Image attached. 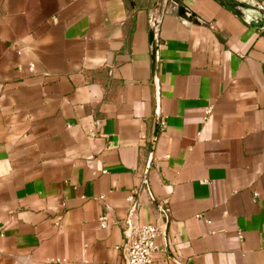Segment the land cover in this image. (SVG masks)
Segmentation results:
<instances>
[{"label": "crops", "instance_id": "obj_1", "mask_svg": "<svg viewBox=\"0 0 264 264\" xmlns=\"http://www.w3.org/2000/svg\"><path fill=\"white\" fill-rule=\"evenodd\" d=\"M156 8L0 0V264H124L129 218L163 224L154 264H264V29L167 3L144 181Z\"/></svg>", "mask_w": 264, "mask_h": 264}, {"label": "water", "instance_id": "obj_2", "mask_svg": "<svg viewBox=\"0 0 264 264\" xmlns=\"http://www.w3.org/2000/svg\"><path fill=\"white\" fill-rule=\"evenodd\" d=\"M223 8L230 11L235 15L239 20L245 24L259 29H264V6L256 0H215ZM177 3V0H173ZM168 0H156L157 8L156 10L150 11L148 18V35H149V45L151 51V83L153 85V98H154V126L152 139L150 144V149L148 153L147 163L145 167L143 180L146 181L147 170L150 166L153 148L155 140L158 133V123H159V87L156 74L157 60H158V36L159 29L161 25V20L163 14L165 13ZM183 7H179V15L186 16V13L183 12ZM193 14V15H192ZM194 13L188 15L191 18L194 16ZM195 21L196 18H193ZM127 243V238H126ZM125 243V247H126Z\"/></svg>", "mask_w": 264, "mask_h": 264}, {"label": "built area", "instance_id": "obj_3", "mask_svg": "<svg viewBox=\"0 0 264 264\" xmlns=\"http://www.w3.org/2000/svg\"><path fill=\"white\" fill-rule=\"evenodd\" d=\"M29 70L33 71V64L29 65ZM211 113V107H207L204 111L203 119L206 120ZM93 134V133H91ZM98 200L101 202L103 210L98 216L99 226L106 228L111 221L112 205L106 200L105 195H99ZM129 199H131L129 197ZM163 215L168 213L166 206L161 207ZM126 231V238L124 245V264H154L155 252L159 249L155 240L163 231V224L158 223H144L139 224L133 222L130 218L128 220V227ZM48 263L53 264H66L64 259L49 258Z\"/></svg>", "mask_w": 264, "mask_h": 264}, {"label": "flooded vegetation", "instance_id": "obj_4", "mask_svg": "<svg viewBox=\"0 0 264 264\" xmlns=\"http://www.w3.org/2000/svg\"><path fill=\"white\" fill-rule=\"evenodd\" d=\"M168 2H173V0H168ZM179 7V6H178Z\"/></svg>", "mask_w": 264, "mask_h": 264}]
</instances>
